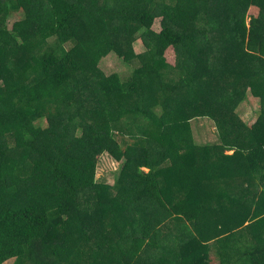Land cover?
Returning a JSON list of instances; mask_svg holds the SVG:
<instances>
[{"label":"trees","instance_id":"obj_1","mask_svg":"<svg viewBox=\"0 0 264 264\" xmlns=\"http://www.w3.org/2000/svg\"><path fill=\"white\" fill-rule=\"evenodd\" d=\"M250 4L0 0V264H139L146 249V264H264V5ZM135 40L128 79L100 71ZM246 85L257 123L214 119L221 144L198 145L191 116L233 112ZM102 151L120 162L112 185L96 181Z\"/></svg>","mask_w":264,"mask_h":264},{"label":"rangeland","instance_id":"obj_2","mask_svg":"<svg viewBox=\"0 0 264 264\" xmlns=\"http://www.w3.org/2000/svg\"><path fill=\"white\" fill-rule=\"evenodd\" d=\"M251 4L248 9V14L249 15H256L258 12V4L259 5H264V0H250ZM21 16L20 14H15L11 15L7 18V27L11 29L12 24L14 21L19 19ZM153 29L158 31L160 29V19H156L154 24H153ZM133 47V55L130 58L129 62L124 61L122 58H120L116 53L112 52L105 57H103L99 63V69L106 75H110L113 73H118L120 75L121 80H126L128 79L133 70L138 67L141 64V59L140 56L142 53L145 51V48L143 44L140 42V40H135L132 43ZM77 57L80 55H76ZM165 56L167 59H172V51L167 50ZM24 55L22 54L21 57L19 58L21 60L19 61V64L25 63L23 59ZM81 59L80 57H78ZM172 62V61H171ZM28 66V64H27ZM26 66V67H27ZM25 67V69H26ZM241 85H237V88H239ZM249 86L246 85L244 86V89L246 90V96L243 97V99L237 104V106L234 108L233 112H230V110H227V112H221L223 109L219 108V105H216L214 103L209 102L210 104L205 106L208 110H212L213 112L209 111L207 114H198L196 116H191V123H192V131L195 136L196 143L202 147H207V145H214L218 146L221 144V135L218 131V127L216 126L214 119H220L223 117L224 119H231L230 123L233 125L231 129H236L241 125L242 123L245 125H254L258 121V115L257 111L260 109L261 104H260V98L256 97L251 93L252 90L248 88ZM205 100L208 101L209 96L206 95ZM202 106V104H201ZM97 108L98 110L100 109L99 105L96 106L95 104L92 105V109ZM221 112H219L218 111ZM214 114V115H213ZM92 119L97 120L98 123L102 122L101 126L103 125V128L112 132H125L126 130L123 129V126L121 123H114L110 121H105L103 120V115L102 116H93ZM44 124V123H43ZM258 126V124L256 125ZM259 131H261V126L257 127ZM237 130V129H236ZM257 130V132H259ZM233 130L228 131L232 133ZM264 132V129H263ZM81 133V127L77 130V134ZM233 135H228L226 136L223 140L224 142H229L232 143L234 142L235 144L239 143V140L236 137H233ZM264 136H259L258 140L260 142H263ZM227 151H233V150H227ZM226 151V153H227ZM186 152H183L184 158L189 159L191 158L190 155H185ZM120 168V162L114 159L108 152L102 151L100 155L98 156V162H97V168H96V181L99 184H105V185H112L113 182L116 179L117 173ZM146 170V169H145ZM176 187H174L175 189ZM246 202L250 205L249 208H252L254 205V201L251 198H246ZM241 221V218H239L238 222ZM168 225V224H167ZM166 224H163L160 229L164 231V233L169 232L170 227H168ZM232 231H234V228H231ZM151 250L146 249L141 256L139 257V264H146L150 261H152V254ZM84 260V263H81V257L80 255L74 257V259L71 261L69 264H86V259L85 257H82Z\"/></svg>","mask_w":264,"mask_h":264},{"label":"crops","instance_id":"obj_3","mask_svg":"<svg viewBox=\"0 0 264 264\" xmlns=\"http://www.w3.org/2000/svg\"><path fill=\"white\" fill-rule=\"evenodd\" d=\"M227 154H232V151H227Z\"/></svg>","mask_w":264,"mask_h":264}]
</instances>
